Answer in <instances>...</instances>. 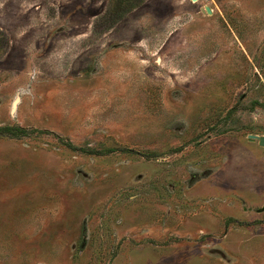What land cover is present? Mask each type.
Listing matches in <instances>:
<instances>
[{
    "label": "rangeland",
    "instance_id": "rangeland-1",
    "mask_svg": "<svg viewBox=\"0 0 264 264\" xmlns=\"http://www.w3.org/2000/svg\"><path fill=\"white\" fill-rule=\"evenodd\" d=\"M138 1L0 0V264H264V0Z\"/></svg>",
    "mask_w": 264,
    "mask_h": 264
},
{
    "label": "trees",
    "instance_id": "trees-1",
    "mask_svg": "<svg viewBox=\"0 0 264 264\" xmlns=\"http://www.w3.org/2000/svg\"><path fill=\"white\" fill-rule=\"evenodd\" d=\"M144 0H139L137 4H141L143 3ZM133 5H136V4H133ZM133 5L129 6L130 8L128 9H131V7H133ZM0 134L1 135H5L7 137H10V138H20L22 136H26L28 134V132L26 130H23V129H20V128H17V127H10V126H5V127H1L0 128ZM71 150H74L76 151L77 148H75L74 146L72 145H67ZM82 151H86L87 153H92V151H87V150H82ZM127 151V150H125ZM106 152H111V151H106ZM127 152H130V150H128ZM147 157H151V156H148Z\"/></svg>",
    "mask_w": 264,
    "mask_h": 264
},
{
    "label": "water",
    "instance_id": "water-1",
    "mask_svg": "<svg viewBox=\"0 0 264 264\" xmlns=\"http://www.w3.org/2000/svg\"><path fill=\"white\" fill-rule=\"evenodd\" d=\"M197 0H192V2H196ZM206 10V12L208 13V14H210V10L208 9V8H206L205 9ZM251 139H255V138H257L256 136H249ZM258 140H259V143H260V145H262V146H264V138L263 137H258L257 138Z\"/></svg>",
    "mask_w": 264,
    "mask_h": 264
}]
</instances>
